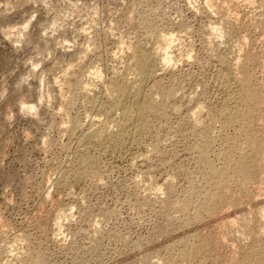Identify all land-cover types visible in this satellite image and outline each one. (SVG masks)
<instances>
[{
    "label": "rangeland",
    "instance_id": "obj_1",
    "mask_svg": "<svg viewBox=\"0 0 264 264\" xmlns=\"http://www.w3.org/2000/svg\"><path fill=\"white\" fill-rule=\"evenodd\" d=\"M46 2L48 7L44 6L45 0H0V5H10L12 9H15L11 15H7L9 9L0 7V28L20 25L33 13L36 14V19L19 49H16L11 42L0 35V60L2 59L0 61V68L2 67L0 69V93L6 92L3 99H0V204L2 203L0 210L4 212L1 211L2 222L10 226L8 230L6 229L7 234L9 231L12 232V235L11 233L6 234L8 239H4L5 234L0 228V240H7L5 242L7 249H12L14 254L18 253L16 252L17 248L19 253L25 251L26 247L23 243L20 246L16 244L15 247H12V239L14 241V237L17 238L16 234H20L25 235L28 238L26 241L30 240L28 244H32V246L37 247L40 243L37 249L43 253H41L44 257L43 264H154L156 261L167 264L171 259H174L176 254L177 245L173 246V242L192 238L194 233L199 234V230L202 229L203 233H200L203 237L212 236L214 227L221 225V222L225 220L239 217L240 213L241 215L247 213L250 216L256 214L257 211L264 213V191H262L264 185L252 183L244 185L247 188L238 186V188L227 190L230 191V196L233 195L231 193H235L231 197H234L239 204L241 203L238 210L228 207L227 211L223 210V215H220V210L223 208L220 205L221 208L219 206V210L217 209L219 218L217 217V220L214 219V221L207 218L202 222L203 224H199L200 226L193 223L194 215H198V217L204 215L202 211H204L205 205L199 207L197 204L200 201L196 202L198 198H193L197 205H195L196 209L192 208L194 206L192 203L189 208L179 212L173 210L175 204L172 206L175 200L186 195L190 186L197 189L195 192L197 191L198 196H200L201 188L206 186L204 177L207 172V163L201 164L198 160L200 143L206 141L210 143L208 163L211 166L212 164L216 167L219 166L218 168H222L223 165L221 154L236 147L238 143L235 137L236 128L222 125L224 120L221 117V112L234 111L238 105V99L235 94L237 93L235 81L230 79L228 82L230 88H227V83L224 82L227 80L229 72L218 61V55L233 63L238 58L242 60L245 53H251L254 49L252 53L255 55L257 53L258 60L259 54L260 59L264 60V31H261L259 25L245 20V16L251 11L253 14H258L260 8L256 11L252 5V8L248 5L250 12L246 7L242 10L245 15L235 16V19L240 22L235 21L236 27L240 28V24H243L244 21L246 26L250 23V26L253 24L254 27H245V31L238 38L231 39L232 42L222 39L223 44H221L219 39L207 33L206 24L208 27L219 24L222 13L216 6L210 9L211 12L209 8L208 11L205 10L207 7L205 0H46ZM206 12H209L208 15ZM214 13L215 16H213ZM232 13L230 16L233 15ZM90 20H94V22L91 23ZM54 21L62 26L61 29L55 36H52L51 33L44 36L43 33ZM147 25L152 26L154 31L156 30V36H150L147 33ZM83 28L86 29L85 32L82 31ZM163 32H172L176 36V41L170 50L171 57L174 59L173 66H169L167 71L158 66L155 80L145 82L141 87L139 97L128 98L124 104L129 108L132 107L131 112L135 111L134 104L137 101H142L143 91L144 94L145 91L146 93L152 91L153 83L159 81L164 88L167 87L165 89L169 90L170 87L172 92L169 93L173 94H170L172 98H168L171 100L165 102V106L169 110L167 109L165 112L164 122L161 121L162 118H154L153 114L147 113L149 115H144L141 122L132 121L134 124L130 122L132 124L127 125L128 133L126 132V134L128 135L125 136V143H120V146L122 145L120 148L118 145L115 147L112 145L114 142L112 143L108 138L116 130H114V124L110 122L119 120L121 112L116 108V111L114 109V112L110 111L112 107L114 108L115 95L111 96L110 94L108 100L106 96L109 92L111 93V86L108 85L106 88L104 83L109 84L114 75L116 82L119 81L118 84L123 82L121 79H127L129 80L128 85H133L132 83L138 78L135 72L129 69L132 65L133 54L126 51L121 52L120 42L138 46L143 44L142 47H146L145 49L148 51L162 53L160 50L164 48L161 38ZM242 37L244 38L242 39ZM87 39H91L90 42L95 43L97 49L87 55L85 67L74 69V75H76V79L79 78L87 82L85 73L96 67L101 69V73H104L102 78L106 77V79H101L100 82H103H97L98 84L95 83V80L90 82V85L94 83L95 85L91 87L92 90L89 89L91 92L85 98L87 101L84 99V92L80 91L83 96L79 92L77 94H81L80 96L76 94L77 99H74L72 108L70 107L67 113H59L63 103L53 81L56 79L55 77L61 76H58L61 74V66L67 64L66 62L69 63L70 60L72 63L75 61L77 51L85 46ZM61 43L64 44L63 47L58 46ZM186 45L193 49L192 60L179 57L181 49ZM211 49H215V51L212 53ZM49 54H51L50 57ZM214 56H218V59ZM152 58L156 60V56ZM29 59H32L34 63H42V67L28 84H21V79L31 71V66L27 64ZM127 63H129V68H127ZM8 68L9 70H7ZM263 71L259 68L255 71V83H259L257 85L263 83L262 86H264ZM41 73L47 76L52 103L51 106L46 105L41 108L40 119L37 120L31 116L22 115L19 103L22 99L26 103H37L40 95L39 77ZM71 75L73 77L68 76L71 83L76 82L74 75ZM121 75L125 78H122ZM107 78H111L110 81ZM232 81L235 83V88ZM123 85L128 88L127 84ZM104 89L106 90L104 91ZM107 89H109L108 94L105 93ZM228 92L235 95L230 93L233 99L228 96ZM94 97L99 98V101L93 100ZM111 98L114 100L111 101ZM101 100L102 103H100ZM108 101L111 103L110 105ZM93 102H97L101 106ZM106 102L108 104H105ZM226 102L228 103L226 104ZM168 104L170 107L167 106ZM199 106H202L201 113L193 121L191 120L192 112ZM100 107H105L106 111L109 109L110 113L106 115V111ZM94 114L97 116L96 118H94ZM9 115L12 116L11 120L8 118ZM146 116H149L151 122L147 123L149 119L146 118V120ZM3 118H6V123L3 122ZM153 119L158 122H152ZM65 121L68 127L63 126ZM160 121L163 123H159ZM142 122L145 123L144 129ZM254 122L257 123L258 119H255ZM150 123L152 130L149 128L151 127ZM262 125L264 126V124ZM135 126L139 130L137 133L143 130L146 135H143L142 132L138 138L136 135L139 134L135 133L137 129L133 132ZM101 129L103 138L97 134L99 137L84 139L89 134L94 136L95 132ZM148 130L150 132L147 134ZM205 131L210 132H208V136L211 141L203 138L206 134ZM262 134L264 136V130ZM224 137L226 140H223ZM230 137L232 142L226 143ZM172 179L175 186L174 198H169L171 200L169 202L164 200L167 203H162L163 199L167 197L165 184ZM157 187L162 188L161 191L158 190L160 192L156 191L159 195L154 192ZM228 192H224V199L230 197ZM239 197H242L243 201ZM168 203L170 211L166 206ZM171 210L173 211L171 212ZM60 215L64 217L62 218L64 222L61 221L62 226L58 230V227L55 228L51 223H54ZM171 218L174 220L172 221ZM211 221L215 222L216 226ZM257 221L253 222L254 229L259 228L264 231V222ZM183 222H187L188 226H184ZM43 225L45 228L47 227L44 232L41 229L44 228ZM50 225L55 228L52 229L53 231H51ZM201 227L202 229H200ZM228 229L225 232L222 231L221 237L217 239L221 238L219 242L216 240L217 242L212 244L211 258L208 257L210 260H206L207 264H235L233 262L235 260H232L234 259L233 255L240 251V246L251 244V242L249 243L251 240L242 238L236 232L237 230ZM48 231L49 233H47ZM1 234L4 235V238ZM0 243L4 242L0 241ZM5 243L0 246L3 247ZM92 247L96 249L94 250ZM160 247L163 249L159 250ZM13 252L10 253L12 257L9 254H2L0 264H6L5 261L9 259L8 264L15 263ZM253 264L255 263L253 262Z\"/></svg>",
    "mask_w": 264,
    "mask_h": 264
},
{
    "label": "bare ground",
    "instance_id": "obj_2",
    "mask_svg": "<svg viewBox=\"0 0 264 264\" xmlns=\"http://www.w3.org/2000/svg\"><path fill=\"white\" fill-rule=\"evenodd\" d=\"M115 1V0H114ZM207 4H205L207 7L205 10H207L209 8V11L210 9L213 7V6H216L217 8H219L218 10L221 11L222 13V17L223 19L221 20L220 18V23L218 21H214V22H218L219 24H217L216 26L213 24L214 27H208V25L206 24L207 26V30L206 32L209 33L210 36L216 38V39H219L220 42H222L223 40H231V39H236L239 37V35L244 32V28L245 27H251L254 25L251 24L250 26V23L249 25L246 26V23L242 22L243 24H240L241 27L238 28L236 27L237 25L235 21H237L235 19V16H240L239 14H243L242 10L244 8L247 7V10H248V5H250L249 7H251V5L255 8L256 11H258V9L260 8L261 10H259L258 14H253V12L251 13L249 10V14L247 13L248 11H246V13L248 15L245 16V20L251 22L252 23H255L257 25H259L261 31H264V0H205ZM205 3V2H204ZM136 4V3H135ZM106 5V4H104ZM117 5V4H116ZM78 6V5H77ZM118 7V6H117ZM74 8V7H73ZM252 8V7H251ZM257 8V9H256ZM101 9V7H100ZM119 9V8H118ZM59 10V9H58ZM92 10V9H91ZM121 10V9H120ZM253 10V9H252ZM31 11V10H30ZM97 11V10H96ZM101 11V10H100ZM103 11V10H102ZM122 11V10H121ZM134 11V10H133ZM208 11V10H207ZM217 11V10H215ZM219 11V12H220ZM261 11V12H260ZM75 12V11H74ZM211 12V11H210ZM212 12H214L212 10ZM219 12H217V14L219 15ZM233 12V13H232ZM100 13V12H99ZM207 13V12H206ZM209 13V12H208ZM207 13V15H208ZM230 13H232L233 15L230 16ZM97 14V13H95ZM109 14V13H108ZM205 14V13H204ZM235 14V15H234ZM61 15V14H60ZM206 15V16H207ZM245 15V14H243ZM97 16V15H96ZM99 16V15H98ZM215 16V13L214 15ZM234 16V18H233ZM243 18V17H242ZM179 19V17H178ZM235 19V20H234ZM239 19V18H238ZM177 20V18H176ZM92 21V20H90ZM174 21V20H173ZM242 21V20H241ZM94 20L91 22L93 23ZM239 22V20L237 21ZM43 23V22H42ZM172 23V22H171ZM174 23V22H173ZM172 23V24H173ZM240 23V22H239ZM238 24V23H237ZM180 25V24H179ZM183 26L185 24H182ZM181 25V26H182ZM239 25V24H238ZM39 26V25H38ZM148 26V25H147ZM182 26V28H183ZM187 26V25H185ZM190 26V25H189ZM204 26V25H203ZM210 26V25H209ZM109 27V26H108ZM107 27V28H108ZM258 27V28H259ZM106 28V29H107ZM131 28V27H130ZM187 28V27H186ZM256 28V27H255ZM147 29V33L150 35V36H156V30L154 31L152 29V26ZM179 29V28H178ZM192 29V28H191ZM190 29V30H191ZM180 30V29H179ZM82 31H86L85 28L82 29ZM122 31V30H121ZM187 31V30H186ZM185 31V33H186ZM248 31V30H246ZM114 32V31H113ZM35 33V32H34ZM158 33V32H157ZM175 33V32H174ZM86 34V33H85ZM126 34V33H125ZM177 34V33H176ZM89 35V34H88ZM104 35V34H103ZM132 35V34H131ZM207 35V34H206ZM3 36V35H2ZM90 36V35H89ZM109 36V35H108ZM120 36V35H119ZM130 36V35H129ZM30 37V36H28ZM209 37V36H208ZM211 37V38H212ZM108 38V37H107ZM106 38V39H107ZM116 38V37H115ZM161 38L163 39L162 43H163V49L160 50L162 51V53H157V52H152V51H148L146 50L144 47L141 46H138L137 44L136 45H132V44H124L123 42L121 43L120 42V51H126V52H131L133 55V60H132V65L131 67L128 65L129 63H127V68L129 69H132V71L135 72L136 74V77H138L137 79H135V82L132 83L133 85H128L129 84V80H122L121 78V81H123L122 83L123 84H127L128 85V88L126 87V85H123L122 83L118 84V80L116 82L115 80V75L112 76L114 81L111 80V82L109 84L106 85V83H104L105 87L109 85L110 89H111V93L109 92L108 94V90L107 89V92H105L106 94H108L106 97L108 98V96H114L115 98V102L113 105H114V108L112 107V110L110 111H116V109H118L121 113H120V118L119 120L115 121L112 123L110 122L111 124H114V130L115 132H113L108 138H110V141H112V145L116 147V145L119 146V148L122 146H120V143H123L124 142V139H125V136L128 135L126 134V129H127V125L132 122V121H139L141 122L140 120L142 119V117H144V115H149L147 113H151L153 114L154 118H164L165 119V112L167 111V107L165 106V102L168 100V98H172L170 96L173 95L172 93H169V92H172L170 91V87L168 88L169 90L165 89L167 87L164 88V86H162L159 81L157 82H154L153 85L151 87V89L153 88V90L150 92L145 91V94H144V91H143V99H141L142 101H137L135 104H134V107H135V111H132V107L129 108L127 107L124 103L125 101L128 100V98H133V99H136L139 97L140 93H141V87L143 86V84H145V82H148L149 80L150 81H154L155 80V73L157 72V68L158 66H160V68L162 70H166V69H169V66H173L172 63L174 61V59H172L171 57V53H170V50L172 48V44L174 43V41H176V36L175 34L173 35L172 32H163V34L161 35ZM210 38V37H209ZM244 37H242L243 39ZM30 39V38H29ZM28 39V40H29ZM111 39V37H110ZM223 39V40H222ZM233 39V40H234ZM31 40V39H30ZM88 40V39H87ZM129 40V39H128ZM134 40V39H133ZM208 40V39H207ZM222 40V41H221ZM90 40H88L86 42V44H84L83 48L80 50V51H77L78 54L77 56L75 57V61L72 63V61L70 60V62H66L67 64H65L64 66H61L60 71H57V72H60L61 74H58V76L60 77H55L56 79L59 78L60 79V84L57 86L55 84V80L53 81V84L54 86L58 89V93H59V96H60V99L62 100V105L60 106V110H59V113H67L69 108L73 106V101L74 99H77V95H81L82 92H84L83 94H85L84 96V99L86 98V96H88L89 92H91L90 90L91 87H93L95 85V83H99L101 81V79L103 80L104 78H102L103 74L104 73H101V69H97L96 67L94 69H91V71H89L88 73H85L87 74L86 78L88 79L87 82H84L82 80H80L78 77V79H76V75H74V69L76 68V70L82 68L84 65H86V59H87V55L91 52H94L96 51L97 49V45L95 43H91ZM109 41V40H108ZM118 41V40H117ZM116 41V42H117ZM209 41V40H208ZM236 41V40H235ZM234 41V42H235ZM238 41V40H237ZM236 41V42H237ZM244 41V40H243ZM27 42V41H26ZM30 42V41H29ZM99 42V41H98ZM207 42V41H206ZM211 42V41H210ZM229 42V41H228ZM232 42V40H231ZM230 42V43H231ZM68 43V42H67ZM110 43V42H109ZM225 43V42H224ZM69 44V43H68ZM100 44V43H99ZM103 44V42H102ZM212 44V43H210ZM223 44V42L221 43ZM35 45V44H34ZM70 45V44H69ZM105 45V44H104ZM119 45V44H117ZM123 45V46H122ZM189 45V44H188ZM183 46L184 48L181 49L180 51V55L179 57L180 58H183V59H187V60H192V56H191V53L193 52V49H191V46ZM214 45V44H213ZM226 45V44H225ZM233 45V44H232ZM235 45V44H234ZM67 46V45H66ZM207 46V45H206ZM229 45L227 44V47ZM231 46V45H230ZM100 47V45H99ZM215 47V46H214ZM212 47V48H214ZM220 47V46H219ZM211 48V47H210ZM209 50V48H207ZM216 49V48H215ZM215 49H211L210 51L213 53V51H215ZM235 49V48H234ZM217 50V49H216ZM228 50V49H227ZM179 51V50H178ZM218 51V50H217ZM237 51V50H236ZM254 51V49H253ZM252 51V52H253ZM258 51V50H257ZM260 51V50H259ZM264 51V50H263ZM76 52V53H77ZM245 53L244 54V57L242 60H236L234 61L233 63L229 62V60L225 59V58H220L221 56L218 55L217 57L219 58L218 61H220L226 68H227V71L229 72V75H228V72H227V75L228 77L227 80L224 82H226L227 84V88H230L229 87V81L230 79L235 81L236 83V91L237 93L236 94V97L238 99V105H236V108L234 109V111L232 112H228L227 110L225 111H220L221 112V117L222 119L224 120V123L222 124L223 126H227V127H235L236 128V140H238V143L236 145V147L230 149L228 152H225V153H222L221 154V158H222V161H223V165H222V168H218L216 167L215 165L211 166V164L209 165L208 161H209V157H208V153H209V150H210V143L208 141L206 142H202L200 143V146L198 147V149L200 150L199 154H198V160L201 164H204V163H207V172L205 173V179H204V183L206 182V186L204 188H201V193H200V196L197 195V191L195 192V190L197 189H194L192 186H190V190L186 193V195L183 197V198H180L178 200H175L174 203H172V206L175 204V209L173 210H176L177 212L179 211H184L185 209L189 208L191 206V203L194 204V206H192V208H195L196 209V206L199 205H205V209L203 212V216H199L198 215H194L193 218H194V224H197V226H200L199 224H201L205 219L208 218V220H211L214 219L217 220L216 218L224 213V211L229 207H233V208H237L238 210V207L239 204L238 202H236L235 198L234 197H231L233 196L235 193H231L233 195L230 196V191L228 192L227 190H231L232 188H238V186H243V188H247V186L244 187V185H247V184H259V185H264V136L262 134V131L264 130V126L262 124H264V86L263 83H261V85H257L259 83H255V71L257 68L261 69V70H264V60L262 61L260 59V54H259V60H261L259 62L258 58H257V53L256 55L254 53ZM74 53V54H76ZM261 53V52H260ZM99 54V53H98ZM215 54L217 55V53L215 52ZM204 55V54H203ZM214 55V54H213ZM73 56V55H72ZM118 56V55H117ZM153 56H156V60H154L152 57ZM198 56V55H196ZM116 57V56H115ZM215 58H217L216 56H214ZM225 57V56H224ZM241 57V56H240ZM100 58V57H99ZM111 58V57H110ZM124 58V57H123ZM203 58V57H202ZM217 58V59H218ZM228 58V56H227ZM71 59V58H70ZM122 59V58H121ZM197 60V59H195ZM194 60V61H195ZM200 60V59H199ZM204 60V59H203ZM2 61V59L0 60ZM122 62V60H120ZM205 61V60H204ZM5 62V61H3ZM98 62V61H97ZM95 62V63H97ZM110 62V61H109ZM193 62V61H192ZM196 62V61H195ZM198 62V61H197ZM201 62V61H200ZM198 62V63H200ZM218 62V63H220ZM207 63V62H206ZM99 64V63H98ZM202 64V63H201ZM101 65V64H100ZM112 65V64H111ZM221 65V64H220ZM11 67V66H10ZM85 67V66H84ZM99 67V65H98ZM222 67V66H221ZM2 68V67H1ZM0 68V69H1ZM7 68V67H6ZM115 68V67H114ZM126 69V68H125ZM9 70V68L7 69ZM121 70V69H120ZM119 70V71H120ZM160 70V69H159ZM161 70V71H162ZM6 71V70H5ZM167 71V70H166ZM4 72V71H3ZM87 72V71H86ZM264 72V71H263ZM7 73V72H6ZM66 73V75H65ZM5 74V73H3ZM8 74V73H7ZM71 74L74 75V78H75V81L74 83H71L70 81V77L68 76H71L73 77ZM120 75V74H119ZM257 75V73H256ZM106 76V75H105ZM124 76V75H123ZM118 77V76H117ZM116 77V78H117ZM122 77V75H121ZM5 78V77H4ZM3 78V79H4ZM119 78V77H118ZM117 78V79H118ZM122 78H125V77H122ZM262 78V77H261ZM260 78V79H261ZM264 78V77H263ZM73 79V78H72ZM106 79V77H105ZM104 79V80H105ZM108 79V78H107ZM111 78L108 79V81H110ZM133 79V78H132ZM225 79V77H224ZM93 80H95V83L93 85H90L89 83L92 82ZM158 80V79H156ZM174 80V79H173ZM120 81V82H121ZM222 81V80H221ZM232 81V83H233ZM103 82V81H102ZM100 82V83H102ZM162 82V81H161ZM222 81V83H224ZM261 82V81H260ZM14 83V82H13ZM97 83V84H98ZM235 83H233L232 85H234ZM173 84V83H172ZM171 84V85H172ZM221 85V84H220ZM225 85V83H224ZM222 84V86H224ZM231 85V87H232ZM10 86V85H9ZM102 86V85H101ZM167 86V85H166ZM173 86V85H172ZM104 87V86H103ZM108 87V88H109ZM9 88V87H8ZM107 88V87H106ZM222 88V87H221ZM225 88V86H224ZM234 88H235V85H234ZM90 89V90H89ZM14 90V89H13ZM73 90V92H72ZM106 89H104L105 91ZM149 90V89H148ZM228 90V89H226ZM235 90V89H233ZM12 91V90H11ZM82 91V92H80ZM81 93V94H77V93ZM174 92V91H173ZM235 92V91H234ZM229 93V92H228ZM231 93V92H230ZM228 96H230L231 99L232 96L231 93ZM77 94V95H76ZM83 94L81 96H83ZM104 94V93H103ZM175 96V95H174ZM207 96V95H206ZM227 96V97H228ZM233 96H235L233 94ZM104 97V95H103ZM102 97V98H103ZM105 97V99H107ZM83 98V97H82ZM100 98V99H102ZM114 98H111L110 100H114ZM229 98V97H228ZM227 98V99H228ZM229 98V99H230ZM12 99V98H11ZM88 99V98H87ZM96 98L94 97L93 100H95ZM99 99V98H98ZM98 99H96V101H99ZM236 99V98H235ZM234 99V100H235ZM103 100V99H102ZM102 100L100 103H102ZM109 100V98H108ZM171 100V99H169ZM168 100V101H169ZM85 101H87L85 99ZM92 101V100H91ZM107 101V100H105ZM11 103H13L11 101ZM95 103V102H93ZM109 103V101H108ZM107 102L105 104H108ZM168 103V102H167ZM228 102H226L227 104ZM14 104V103H13ZM35 104V103H34ZM96 105L99 104V103H95ZM103 104H104V101H103ZM102 104V106H103ZM111 103H109L110 105ZM127 104V103H126ZM132 104H133V101H132ZM236 104V103H235ZM100 105V104H99ZM107 105V107L109 106ZM131 105V104H130ZM202 105V104H201ZM205 105V104H204ZM93 106V105H92ZM101 106V105H100ZM105 106V105H104ZM169 106V104L167 105ZM229 106V105H228ZM235 106V105H234ZM1 107V106H0ZM96 107V106H94ZM93 107V108H94ZM170 107V106H169ZM202 107V106H201ZM201 107L199 106V108L195 109L193 112H192V115L191 117V120L195 121L196 120V117L201 113ZM8 108V107H7ZM99 108V107H98ZM97 108V110H98ZM100 108H103V107H100ZM105 108V107H104ZM103 108L104 111H106L105 109ZM110 108V106L108 107ZM224 108L227 109V107L224 106ZM5 109V108H4ZM10 109V108H9ZM111 109V108H110ZM71 110V109H70ZM102 110V109H100ZM109 110V109H108ZM108 110L106 111V115L107 113L109 114L110 111L108 112ZM169 110V109H168ZM203 110V109H202ZM222 110V109H220ZM232 110H233V107H232ZM3 111V110H2ZM6 111V110H5ZM12 111V110H11ZM10 111V112H11ZM113 111V112H114ZM118 112V111H117ZM105 113V112H104ZM168 113V112H167ZM11 114V113H10ZM88 114V113H87ZM118 114V113H117ZM150 114V115H151ZM262 114H263V117H262ZM5 115V114H4ZM41 115V114H40ZM3 117V115H1ZM20 116V115H19ZM89 116V115H88ZM87 116V118H88ZM93 116V114H92ZM91 116V118H92ZM95 116V114H94ZM102 116V115H101ZM109 116V115H108ZM97 116H95L94 118H96ZM115 117V116H114ZM149 116H146V118H148ZM151 117V116H150ZM92 118V119H94ZM99 118V117H98ZM107 118V117H106ZM153 118V117H151ZM4 119V118H3ZM8 119V118H7ZM113 119V118H112ZM148 122H151V119L148 118ZM164 119L161 120L164 122ZM255 119H258V122L255 123L254 120ZM6 118L3 120V122H5ZM52 120V119H51ZM89 120V119H88ZM87 120V121H88ZM147 120V119H146ZM144 120V121H146ZM190 120V121H191ZM108 121V120H107ZM112 121V120H111ZM143 121V122H144ZM156 120L153 119L152 122H155ZM159 122V123H163V122ZM193 121H191L193 123ZM1 122V121H0ZM37 122V121H36ZM139 122H135L136 124H138ZM142 122V126L145 124ZM158 122V121H156ZM166 122V120H165ZM168 122V121H167ZM6 123V122H5ZM90 123V122H89ZM133 123V122H132ZM130 123V124H132ZM158 123V124H159ZM191 123V124H192ZM39 124V123H38ZM106 124V123H104ZM134 124V123H133ZM135 124V125H136ZM140 124V123H139ZM178 124V123H177ZM182 124V123H181ZM67 126V123L66 121L63 123V126ZM89 125V124H88ZM151 126V123L149 124ZM147 124V127L149 126ZM153 125V124H152ZM164 125V124H163ZM194 125V124H193ZM4 126V125H3ZM110 126V125H108ZM112 126V125H111ZM131 126V125H130ZM137 126V125H136ZM135 126V127H136ZM154 126V125H153ZM165 126V125H164ZM5 127V126H4ZM71 127V126H69ZM107 127V126H106ZM138 127V126H137ZM134 128L133 132L136 130L135 133H137V131L139 132L138 128ZM145 125L142 127L144 129ZM178 127V126H177ZM66 128V127H65ZM95 128V127H94ZM97 128V127H96ZM102 128V127H100ZM132 128V126H131ZM141 128V127H139ZM141 128V129H142ZM151 130H152V126L149 127ZM145 129H148V128H145ZM1 130V128H0ZM108 130V129H107ZM129 130V129H128ZM155 130V129H154ZM7 131V130H6ZM112 131V130H111ZM174 131V130H173ZM143 132V130H142ZM142 132L140 131V133L142 134ZM145 132V131H144ZM143 132V135L145 134ZM150 131L148 130L147 134L149 133ZM209 131H205V136H203V138H206L208 140L211 141V138L208 136ZM128 133V132H127ZM140 133H137L139 135H136L137 137L140 136L141 134ZM210 133V132H209ZM97 134L100 135L101 138H103V130L101 129L100 131H97L95 132V135L93 136V134H89L88 136H86V138H84L85 140L88 139V138H93V137H96L98 136ZM176 134V133H175ZM212 134V133H211ZM30 135V134H29ZM28 135V136H29ZM146 135V134H145ZM132 136V135H131ZM135 136V135H134ZM181 136V135H180ZM212 136V135H211ZM4 137V136H3ZM85 137V136H84ZM99 137V136H98ZM107 137V136H106ZM158 137V136H156ZM128 138V137H127ZM139 138V137H138ZM233 138V137H232ZM4 139V138H3ZM135 139V137H134ZM127 140V139H126ZM137 140V139H136ZM223 140H226V137H224ZM82 141V140H81ZM231 141V137L227 140L226 143H230ZM232 142V141H231ZM125 143V142H124ZM115 144V145H114ZM199 145V144H198ZM197 145V146H198ZM117 146V147H118ZM118 149V148H117ZM159 151V150H158ZM25 154V153H24ZM84 154V153H83ZM82 156V155H81ZM85 156V155H84ZM160 156V155H159ZM83 157V156H82ZM140 157V156H139ZM144 158V157H143ZM151 158V157H150ZM161 158V157H160ZM163 158V157H162ZM86 159V158H85ZM82 161V160H80ZM88 161V160H87ZM22 162V161H21ZM84 162V160H83ZM213 163V162H212ZM161 164V163H160ZM167 165V164H166ZM146 166V165H145ZM156 168V167H155ZM147 169V167H146ZM68 175V174H67ZM174 178V177H173ZM16 184V183H15ZM18 185V184H16ZM253 186V185H252ZM257 186V185H255ZM200 187V186H199ZM262 187V186H261ZM241 188V189H243ZM260 188V187H259ZM51 189V188H50ZM158 190H162V188L160 187H157V189H154V192L158 191ZM165 190H167L166 192V198H161L163 199L162 203L164 202V200L168 201L169 202V198H172L174 196V193H175V186H174V180H169L166 182L165 184ZM200 192V189H198ZM226 190V191H225ZM158 191V192H160ZM238 191V190H237ZM243 191V190H242ZM264 191V190H262ZM48 192V191H47ZM153 192V193H154ZM224 192H228L229 193V198L228 199H224L223 198V195H224ZM233 192V191H232ZM245 192V191H243ZM242 192V193H243ZM157 193V192H156ZM158 194V193H157ZM156 194V195H157ZM159 195V194H158ZM226 195V194H225ZM228 195V194H227ZM152 196V195H151ZM239 196V194H238ZM23 197V196H22ZM263 197V196H262ZM47 198V197H46ZM174 198V197H173ZM194 199H197L196 202L200 201V203H203V204H197L196 205V202H194ZM240 198V197H239ZM242 200V197L240 198ZM245 199V198H244ZM239 200V199H238ZM240 200V201H241ZM171 201V200H170ZM243 201V200H242ZM241 201V202H242ZM161 202V201H159ZM164 203H167V202H164ZM171 203V202H170ZM2 204V203H1ZM0 204V205H1ZM53 204V203H52ZM196 205V206H195ZM222 206L223 208L220 210V215L219 213H217V209L219 210V206ZM5 206V205H4ZM166 206L168 207L169 206V203L168 205L166 204ZM171 206V205H170ZM220 206V208H221ZM241 206V205H240ZM162 207V206H161ZM163 207H165L163 205ZM198 207V208H199ZM169 208V207H168ZM6 209V208H5ZM49 209V208H48ZM202 209V210H203ZM59 210V209H58ZM171 210V212L173 211ZM201 210V209H200ZM224 210V211H223ZM1 211L3 212V210H0V228H1V231H3V233L5 234V238H4V235H3V238L6 239L7 235H9L11 233L12 235V232L9 231V234H7V230H8V227H10L9 225H7L6 223L2 222V214H1ZM6 211V210H5ZM165 211H167L165 209ZM169 211H170V208H169ZM199 212V210H197ZM227 211V210H226ZM225 211V212H226ZM168 212V211H167ZM176 212V213H177ZM201 212V211H200ZM242 212V211H240ZM246 212V211H245ZM4 213V212H3ZM38 213V212H37ZM58 213V212H57ZM249 213V212H248ZM218 215V216H217ZM241 215V213H240ZM239 215V217H236L232 220H225L223 222H221V225H217V227H214V231H213V235L211 236H205L203 237L201 233L202 232V227H204L203 225H201L202 227L200 229L202 230H199V234L197 233H194V236L192 238H188L186 240H183V239H180L178 241H175L173 242V246H176V254H175V257L174 259H171L167 264H204L206 262V260H210L208 257L211 258V250H212V244H214V242H219L221 240H217L219 237H221V234H222V231L225 232V230L227 228L229 229H235L237 230L236 232H238V234L243 238H247L246 240L250 239L251 241H249V243L251 242L250 245L248 246H240L238 253H236V255H233L234 259L232 260H235L233 261L235 264H253V262L255 264H264V231L262 230H259V228L257 230L254 229V226H253V222L255 220H258L257 222H264V213H259L258 211L256 212V214L254 215H248L247 213H243L241 216ZM50 216V215H49ZM170 216H174V215H170ZM66 217V216H65ZM62 218H64L62 215L58 216L56 218V220L54 221V223L52 222L51 224H53V226L56 228L58 227L57 229L59 230V228L62 226V223L61 221ZM69 218V217H68ZM175 218V217H173ZM171 218V220L173 221L174 219ZM178 218V217H177ZM67 219V218H66ZM224 219V218H223ZM222 219V220H223ZM6 220V219H5ZM42 220V219H41ZM178 221V219H176ZM208 220H206L208 222ZM39 221V220H38ZM168 221V220H167ZM212 222V224L214 223L215 225V222ZM44 222V221H43ZM42 222V223H43ZM64 222V221H63ZM171 222V221H170ZM210 222V223H211ZM217 222V221H216ZM8 223V222H7ZM46 223V222H45ZM206 223V222H205ZM41 224V223H40ZM171 224V223H170ZM175 224V223H174ZM203 224V223H202ZM177 225V224H176ZM183 225L184 226H188V223L187 222H183ZM207 225V224H206ZM264 225V224H263ZM216 226V225H215ZM44 227V225H43ZM27 228H29L27 226ZM32 228V227H31ZM41 228V227H40ZM55 228H52L51 225H50V229L51 231H53L52 229H55ZM206 228V227H204ZM264 228V227H263ZM262 228V229H263ZM7 229V230H6ZM44 232V230H47V227L45 228H41ZM56 229V230H57ZM199 229V228H198ZM197 229V230H198ZM228 229V230H229ZM25 230V228H24ZM32 230V229H30ZM196 230V231H197ZM17 231V230H16ZM50 231V232H51ZM209 231V230H208ZM27 232V231H26ZM35 232V231H34ZM42 232V233H43ZM60 232V231H59ZM161 232V231H160ZM201 232V233H200ZM49 233V231L47 232ZM45 233V234H47ZM53 233V232H52ZM7 234V235H6ZM44 234V233H43ZM51 234V233H50ZM55 234V233H54ZM10 235V236H11ZM17 235V238H15V240L13 241L12 239V244L13 246L12 247H15L14 245H18L20 246V244L22 245L25 244V251L23 250V252L20 251L19 253V249L17 248L18 254L16 256V254H14L15 252L12 251V249H7L6 248V244L5 243L7 240L5 241H2L0 240L1 242H4L5 245L3 247L0 246V258L2 257V254H9L11 255L10 253L13 252V254L15 255L14 256V260L13 261H16L15 263L16 264H43V260H44V257H43V253L42 252H39V250L37 249V247L40 246V243H39V246L35 247L34 245L32 246V244H28V242L30 241H26V238L25 235ZM207 235V234H206ZM45 236V235H43ZM51 236V235H50ZM2 237V236H1ZM2 238V239H3ZM12 238V237H11ZM224 238V237H222ZM8 239V238H7ZM28 239V238H27ZM36 240V239H35ZM217 240V241H216ZM46 242V241H45ZM2 243V244H4ZM32 243V242H31ZM1 244V243H0ZM1 244V245H2ZM42 244V243H41ZM217 245V244H216ZM215 245V246H216ZM17 246V247H19ZM24 246V245H23ZM97 246V244H96ZM145 246V245H144ZM148 246V245H147ZM146 246V247H147ZM214 246V247H215ZM11 247V248H12ZM22 247V246H21ZM213 247V248H214ZM93 248V247H92ZM98 248V247H97ZM179 248V249H178ZM238 248V247H237ZM94 250L96 248H93ZM163 248L160 247L159 250H162ZM215 249V248H214ZM15 250V249H13ZM41 251V250H40ZM92 251V250H91ZM98 251V249H97ZM234 252V251H233ZM42 253V254H41ZM95 253V252H94ZM99 253V252H98ZM213 254V253H212ZM220 254V253H219ZM3 255V256H4ZM216 255V254H215ZM12 257V255H11ZM98 257V256H97ZM218 257V256H217ZM9 259V258H8ZM46 259V258H45ZM222 259V258H221ZM10 260V259H9ZM7 260V261H9ZM49 260V259H48ZM6 262V264H8ZM12 261V262H13ZM11 262V261H10ZM9 262V263H10ZM208 262V261H207ZM207 262L205 264H207ZM4 263V261H3ZM15 263H12V264H15ZM46 263V262H45ZM5 264V263H4ZM11 264V263H10Z\"/></svg>",
    "mask_w": 264,
    "mask_h": 264
},
{
    "label": "clouds",
    "instance_id": "obj_3",
    "mask_svg": "<svg viewBox=\"0 0 264 264\" xmlns=\"http://www.w3.org/2000/svg\"><path fill=\"white\" fill-rule=\"evenodd\" d=\"M45 7H48L47 2L45 0ZM0 7H6L9 10L7 11V15H11L15 9H12L10 5H0ZM36 19V14L33 13L30 18L26 19V21L20 25L11 26L8 28H0V35H3V37L11 42L13 46L16 49H19L21 47V42L25 39L26 34L29 32V29ZM61 25H59L57 22H53L50 27L43 33L44 36H48L49 33H51L52 36H55L57 31L61 29ZM58 46L63 47L64 44L61 43ZM51 54H49L50 57ZM27 64L31 66V71L28 75L24 76L21 79V84H28V82L35 78V74L41 69L42 63H34L32 59H29L27 61ZM66 75V73H65ZM39 98L37 103L31 104L26 103L23 99L19 103L20 111L22 115L25 116H31L34 119L39 120V112L42 107L44 106H51L52 103V96L50 94L48 83H47V76L44 73H41L39 77ZM55 84L58 86L60 84V79L57 78L55 80ZM19 87V85H17ZM4 95H6V92L0 93V99H3ZM9 120L12 119V116L9 115ZM154 264H162V262L156 261Z\"/></svg>",
    "mask_w": 264,
    "mask_h": 264
}]
</instances>
